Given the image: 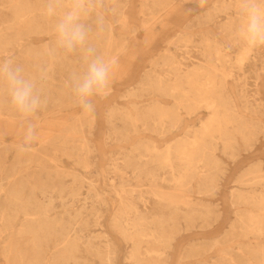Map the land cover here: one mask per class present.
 Listing matches in <instances>:
<instances>
[{
	"label": "rangeland",
	"instance_id": "374dc122",
	"mask_svg": "<svg viewBox=\"0 0 264 264\" xmlns=\"http://www.w3.org/2000/svg\"><path fill=\"white\" fill-rule=\"evenodd\" d=\"M107 2L115 11L107 16V30L94 32L92 42L117 64L108 94L94 97L95 111L84 113L70 84L71 73L83 68L82 59L79 54H49L55 46V17L44 14L46 0H0L1 60L14 58L33 75L41 68L48 73L41 83L48 104L31 121L38 139L30 152L18 150L26 124L13 111L0 115V178L6 188L1 200H10L9 193L17 191L20 197L11 198V208L30 198L52 200L51 214L74 228L73 238L79 244L74 264H100L96 250L102 246L103 234L112 242V264H128L131 245L112 223L121 195L152 217L160 213L176 216L168 264H257L264 249V223L252 221L264 218L258 206L264 197V48L250 51L249 58L237 62L242 44L237 35L241 23L238 1ZM25 6L41 9L26 11L29 15L20 18L21 22L17 14ZM217 46L229 55L221 64L216 61ZM179 62L182 65L177 70ZM193 65L206 67L218 80L228 75L222 97L230 102L228 112L236 120L225 125V131L232 132L229 147L217 139V186L212 192L199 191V177L191 187L176 186L170 168L161 170V179L153 180L122 166L126 156H131L134 165L145 162L139 151L146 152L147 145L163 151L200 131L211 112L176 110L182 94H170L177 84L190 88L187 76ZM151 79L161 80L166 93L145 90ZM197 79L204 82L206 76ZM1 95L6 97L3 89ZM154 107L172 111L177 124L172 126L165 119V125L158 126L154 114L145 122L132 121L131 115L152 112ZM242 125L248 139L239 129ZM174 165L178 167L179 161ZM9 175L13 177L8 179ZM160 194L165 199L158 198ZM170 197L176 210L169 208ZM21 223L19 215L14 228L0 240V264H35L31 236L18 234ZM157 226L153 220V228ZM51 247L43 255V264H50L55 252Z\"/></svg>",
	"mask_w": 264,
	"mask_h": 264
},
{
	"label": "bare ground",
	"instance_id": "6f19581e",
	"mask_svg": "<svg viewBox=\"0 0 264 264\" xmlns=\"http://www.w3.org/2000/svg\"><path fill=\"white\" fill-rule=\"evenodd\" d=\"M237 1L239 3V0ZM219 7V5L216 6V9L220 10ZM40 9L37 6L34 9L33 7L25 6L24 12L19 10L17 16L20 19L28 14H26V11L29 10V13H31L32 11H38ZM20 21L17 22L21 23L22 21ZM212 48L214 49V46ZM249 53L250 51L242 43L236 57L237 62L242 63L246 58H249ZM215 55L216 61L219 64L229 57V55L224 53L221 46L216 47ZM176 65H178L176 69L179 70L182 63L179 62ZM191 71L192 73L187 76L189 78L190 88L183 89L177 84L170 89V94L173 96L182 94L181 97L177 98L176 110L185 109L187 114H191L198 109L204 108L211 112L208 119L203 122L200 131L192 137L178 141L175 145L167 146L163 151H157L155 146L147 145L144 148L148 154L139 151V158L145 160V162L134 165L131 156H126L123 159L122 166L123 168L131 169L140 177L144 176L145 178L153 180L161 179L163 177L161 170L170 168L171 172L174 173L173 182L176 186L191 187L192 183L199 177V191L212 192L217 186L216 171L218 160L214 155V151L217 149V139L221 138L224 140V146L228 148L232 138V132L229 130L225 131V125L232 124L236 120L228 112L231 108L230 102L226 103L222 97V92L227 85L228 75L223 74L221 80H218L217 75L203 66H195ZM201 74L206 76L204 82H200L197 79V76ZM162 85L161 80L151 79L150 82H147L145 90L162 95L166 93ZM190 93L194 94L193 98L189 96ZM161 110L156 107L152 112L138 114L136 117L131 115L130 117H132V121L145 122L149 116L154 114L153 117H157L156 123L158 126L163 127L165 125V119L166 121L170 119L172 126L177 124V116H174L172 111L164 112ZM4 111L6 114H10L12 110L7 103V98L1 95L0 115H6ZM127 117L129 118V115ZM239 129L244 137L248 139L246 126L242 125ZM137 149L139 150V147ZM176 160L179 161L178 167L174 165ZM151 164H153L152 168L148 169L147 165ZM12 177L13 175H9L8 179ZM2 181L3 178H0V240L4 239L6 232L14 228L17 217L21 215L22 223L18 229V234L31 236L35 245V264L44 263L45 259L43 255L48 250L50 244H52L51 248L55 250L49 260L50 264L76 263V252L78 251L79 244L73 238L74 228L70 222L65 224L61 217L51 214L54 202L50 199L42 202L30 198L11 208L10 203L13 204L11 198L13 197L12 199L17 200L20 197V193L16 190L17 192L9 193L10 200H1V193L6 189L5 183ZM160 197L164 198L161 194L158 195V198ZM175 204L174 199L170 197L169 208L174 206L172 208L176 210ZM258 206L261 210H264V197L259 199ZM131 213H135L136 215L131 217ZM254 219L256 220L252 221L264 223V218L262 217ZM153 220L158 223L159 226L157 228H153ZM175 221L176 216H167L165 213H160L152 217L132 204L127 195H121L120 206L117 209L112 223L117 233L131 245V250L127 257L128 264H168V249L173 238V230L176 229L172 225V222L174 224ZM239 221L242 224L245 222L240 216ZM235 227L237 229L240 226ZM101 238H103L100 241L102 246L96 250V256L100 264H112L114 260V249L111 247L112 242L104 234L101 235ZM8 249L9 246L7 247ZM19 255H21L22 261L24 256L21 253ZM257 264H264V249H262L257 257Z\"/></svg>",
	"mask_w": 264,
	"mask_h": 264
},
{
	"label": "clouds",
	"instance_id": "9594fccd",
	"mask_svg": "<svg viewBox=\"0 0 264 264\" xmlns=\"http://www.w3.org/2000/svg\"><path fill=\"white\" fill-rule=\"evenodd\" d=\"M114 11L107 0H67L66 3L46 0L44 14L55 17V46L49 49V54H79L82 59L83 68L71 73L70 84L74 100L84 113H93V98L106 96L111 87L117 61L98 51L92 34L107 30V16ZM238 11L241 17L238 39L249 51L264 48V0H239ZM47 75L46 68L33 75L14 58L0 60V89L10 109L26 124L18 148L22 153L30 152L38 139L31 121L47 107L48 98L41 88Z\"/></svg>",
	"mask_w": 264,
	"mask_h": 264
}]
</instances>
